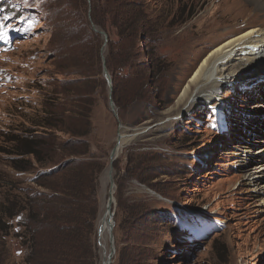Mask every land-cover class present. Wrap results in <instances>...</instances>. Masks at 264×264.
<instances>
[{"label": "rangeland", "instance_id": "obj_1", "mask_svg": "<svg viewBox=\"0 0 264 264\" xmlns=\"http://www.w3.org/2000/svg\"><path fill=\"white\" fill-rule=\"evenodd\" d=\"M145 1L144 27L135 47L144 66L129 77L126 70L116 73L117 117L102 73L101 50L105 57L107 44L102 48L103 38L95 31L101 40V68L88 95L91 129L81 137L100 164L94 264L104 259L97 226L108 197L109 154L120 130H137V135L112 162L111 264H264V209L242 185L236 165L246 143L256 149L261 145L257 140L264 138V63L243 68L236 84L220 88L216 104L184 108L192 91L185 104H177L189 77L212 48L249 26L264 28V0ZM84 2L91 25L90 0H0V187L9 173L22 181L19 186L36 188L29 181L33 170L15 172L9 167L10 149L4 140L19 127L40 131L30 123L41 120L44 94L64 81L80 79L72 56L83 48L78 15L82 19ZM152 49L160 60L157 68L150 59ZM109 74L113 87L115 78L113 82ZM76 85L67 87L74 90ZM137 93L141 96L133 99ZM51 97L49 105L63 96ZM82 123L81 118H63L67 130L75 124L76 130H86ZM51 135L57 143L73 138L63 131ZM251 158L249 171L264 161L255 154ZM36 164L31 159L33 168Z\"/></svg>", "mask_w": 264, "mask_h": 264}, {"label": "trees", "instance_id": "obj_2", "mask_svg": "<svg viewBox=\"0 0 264 264\" xmlns=\"http://www.w3.org/2000/svg\"><path fill=\"white\" fill-rule=\"evenodd\" d=\"M147 8L145 0H90V19L107 34L105 65L113 74V82L115 78L112 98L117 106L120 98L116 73L126 70L129 77L144 66L137 59L135 47ZM80 10L82 19L77 15L81 26L77 27L83 30V39H79L83 48L72 56L73 71L80 72V79L64 81V85L44 94L41 120L30 123L40 131L19 127L4 140L10 149L6 151L9 167L15 172L33 170L29 181L36 188L19 186L22 181L6 174L7 182L0 187V264H94L95 181L100 164L89 155L88 145L81 137L91 129L92 102L88 95L101 68V40L85 19V2ZM150 59L157 68L160 60L154 49ZM148 67L144 68L149 70ZM77 82L74 90L67 87ZM53 94L63 97L49 105ZM135 96L141 94L132 98ZM64 116L83 119L86 130H76V124L68 130L63 128ZM53 131L67 132L73 138L57 143L51 135ZM31 159L37 167L33 168Z\"/></svg>", "mask_w": 264, "mask_h": 264}, {"label": "bare ground", "instance_id": "obj_3", "mask_svg": "<svg viewBox=\"0 0 264 264\" xmlns=\"http://www.w3.org/2000/svg\"><path fill=\"white\" fill-rule=\"evenodd\" d=\"M261 62L264 63V28L254 25L238 33H234L212 48L200 61L182 89L177 99V104H185L184 102H187L191 91L194 94L184 108H190L198 103H211L212 101L216 104V101H218L216 97L219 95L220 88L224 85L236 84L238 73L240 74L243 68L254 69L256 65L261 64ZM260 69H264V64ZM259 106L260 105L255 109L258 110ZM118 134L119 136L116 139L118 140L116 154L137 135V130L130 132V134L120 130ZM246 134L247 132L244 134L245 137H247ZM256 143H261L256 149H252L253 144H244L245 148L242 147L245 149L243 158H238V163H236V165H239L242 171V185L246 186L247 190L252 192V196L258 202V206L264 209V161L254 166L253 170L250 171L246 165L253 154L260 159L264 158V138L257 140ZM254 159L255 158H251V161ZM107 178L109 182L108 197L105 201V207L102 215L99 217L97 226V236L99 247L104 258L103 262L107 260L111 249L109 231L110 223L113 219L112 206L114 203L115 183L112 178V168H110V166L107 172Z\"/></svg>", "mask_w": 264, "mask_h": 264}, {"label": "water", "instance_id": "obj_4", "mask_svg": "<svg viewBox=\"0 0 264 264\" xmlns=\"http://www.w3.org/2000/svg\"><path fill=\"white\" fill-rule=\"evenodd\" d=\"M89 16V19H90V15ZM90 22H91V25H92V28L94 31L98 32L99 34H101L102 38H103V46L102 48H104L107 44V34L103 31V30H99L91 21L90 19ZM101 48V49H102ZM102 51V54H101V60H102V73H103V76L105 77L106 79V82H107V85H108V89H109V104H110V108L113 112V114L116 116V113H115V108H114V103H113V99H112V79H111V76L106 68V65H105V57L103 55V49L101 50ZM117 117V116H116ZM121 125L119 124L118 127H120ZM130 134V133H128ZM119 136V134L117 133V137ZM116 137V139H117ZM118 144V140H116V143L115 145L113 146V148L111 149L110 151V154H109V166L110 168H112V162L114 161V159L116 158L117 154H116V146ZM159 196V195H157ZM114 214V211H112V215ZM113 225H114V221L113 219L111 220V223H110V231H109V236H110V243H111V249H110V253L107 257V260L105 262H103V264H111V259H112V256L114 254V246H113V235L111 233L112 231V228H113Z\"/></svg>", "mask_w": 264, "mask_h": 264}]
</instances>
